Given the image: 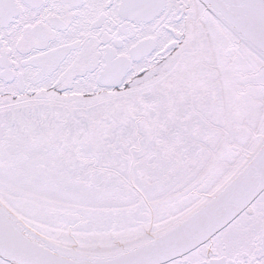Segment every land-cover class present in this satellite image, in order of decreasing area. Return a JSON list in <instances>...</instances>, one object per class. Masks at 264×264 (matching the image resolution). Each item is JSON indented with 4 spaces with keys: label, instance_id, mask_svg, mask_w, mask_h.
Returning <instances> with one entry per match:
<instances>
[{
    "label": "snow or ice",
    "instance_id": "snow-or-ice-1",
    "mask_svg": "<svg viewBox=\"0 0 264 264\" xmlns=\"http://www.w3.org/2000/svg\"><path fill=\"white\" fill-rule=\"evenodd\" d=\"M0 264H264V0H0Z\"/></svg>",
    "mask_w": 264,
    "mask_h": 264
}]
</instances>
